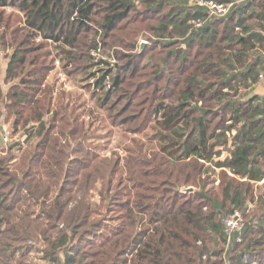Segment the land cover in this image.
<instances>
[{
  "label": "trees",
  "instance_id": "trees-1",
  "mask_svg": "<svg viewBox=\"0 0 264 264\" xmlns=\"http://www.w3.org/2000/svg\"><path fill=\"white\" fill-rule=\"evenodd\" d=\"M143 1L148 10L163 11L164 0ZM247 1L243 6L234 5L224 18L227 21L238 17L236 24L243 32L233 35L234 26H225L223 38L230 45L239 41L242 49L233 50L232 57L221 55L224 50L218 49V64L222 66L218 72L227 91L238 92L240 83H245L246 79L249 86L255 84L264 72V57L259 55L252 63L241 67L250 50L257 47L264 50V0ZM7 5L17 6L26 15L29 29L71 47H76L75 34L87 29L96 16L101 15L102 26L114 32L135 9L134 0H0V7ZM200 13L195 7L187 11L172 8L168 22H162L161 26H172L176 35L186 39L188 46L197 42L200 47H213L218 27L215 23L223 18L212 19L203 27L193 29L191 22ZM247 13L256 21L252 29L245 23ZM26 44L31 43L20 42V45ZM21 49L8 64L6 80L18 79V69L24 71L28 66V73L44 76L42 69L32 68L42 61L40 56L31 54L37 49ZM63 52L68 58L72 57L71 50ZM225 69L235 71L233 76L224 77ZM101 70L98 75L89 72L94 79L93 93L103 94L98 100L101 108L116 109L112 118L115 122L131 109L132 102L118 108L125 80L111 67ZM237 70L240 72L236 73ZM238 74L242 76L236 81ZM107 81L111 82L110 86ZM212 87L206 86L201 97ZM2 95L0 87V98ZM15 95L20 97L15 100L17 107L24 109L29 105L32 118L28 119L36 120L39 127L27 128L26 141L33 142L17 157L14 155L23 142L13 140L5 151L4 131L0 125V264H29L27 259L34 245L32 238L45 242L48 246L46 260L53 264H195L202 256L207 257L205 247L195 246L202 239V208L210 201L216 207L208 181H204L200 194L183 191L184 187L201 182L203 169L199 162L211 161L215 168L226 172L228 169L237 177L247 178L240 180L246 187L228 183L225 188L231 212L242 208L246 199L253 198L254 184L264 178V99L259 100V96H252L246 102L233 101L229 93L214 89V99L223 101L222 108H231L232 124L212 132L206 116L201 115L193 122L183 111L185 103L178 109L164 111L166 131L158 132L160 151L168 159V168H163L164 164L159 162H144L143 150L139 149L129 151L140 159L136 164L128 161L125 164L117 156H98L90 126L81 125L84 123L82 115L69 102H60L52 111L47 108L52 101L45 107V99L39 98L36 87ZM182 97L192 98L191 87ZM45 115L49 117L48 122L44 121ZM139 118L129 115L123 121L132 124ZM19 123L16 119L17 127ZM235 127L232 148L221 159L220 152L214 150L227 144ZM85 141L92 148H88ZM2 153L7 156L2 158ZM215 155L219 159H215ZM183 162L187 165L180 167ZM143 167L149 170H141ZM162 176L166 177L159 182ZM116 210L119 214L111 216ZM113 221L119 224L111 226ZM209 226L222 242L221 248L213 252L210 264H226L223 257L226 233L224 226L215 223V213L209 217ZM243 235L242 242H234L228 249V264L255 261L264 264V196H259L256 209L248 216Z\"/></svg>",
  "mask_w": 264,
  "mask_h": 264
},
{
  "label": "rangeland",
  "instance_id": "rangeland-1",
  "mask_svg": "<svg viewBox=\"0 0 264 264\" xmlns=\"http://www.w3.org/2000/svg\"><path fill=\"white\" fill-rule=\"evenodd\" d=\"M259 1L257 0L256 3ZM247 2V0H239L237 4L243 6ZM134 3L135 9L131 17L121 23L114 32H109L102 26L101 15L96 16L95 22L87 29H81L75 34L76 47L67 46L63 41L55 43L44 38L38 31L29 29L25 21L26 15L17 6L0 7V87L3 93L0 98V125L1 127L6 126L9 131V138L3 145L5 151L10 148L13 140L23 142V146L18 147L21 148L20 151L16 152L17 154L14 156H20L25 149L31 147L29 143H32L33 140L29 143L26 141L27 128L33 125L34 128H38L39 123L36 120L28 119L32 118L29 105L24 109L17 107L15 100L20 97L15 94L31 90L34 87L38 90L39 98L45 99V107L52 101V104L47 107L48 109L55 111L57 105L65 101L69 102L74 110L82 115L84 123L81 125L86 128L90 126L89 133L94 138L98 156L103 158L117 156L125 164L127 161L135 164L140 161L133 153H129L132 149H139L143 150L144 162H159L164 164L163 168L167 167L168 159L160 151L161 142L158 132L166 131L165 120L162 117L164 111L178 109L182 103H185L183 111L193 119V122L201 115L210 120V132L232 124L230 121L231 108H222L223 101L214 99L213 91L215 89L220 93H229L231 100L240 102L248 101L253 92L249 89L247 79L245 83H240L238 92L233 90L224 92L218 72L222 68L218 64L219 48L224 50L221 55L225 54L229 57L233 56V50L240 51L242 49L239 41L236 45H230L228 40L223 38L227 25L234 26L233 35L243 34L242 28L236 24L238 17L227 21L224 19L225 17L222 20L217 19L219 21L215 23L218 27L213 47H200L197 42L188 46L186 39L176 35L172 26L163 28L161 23L168 22V14L172 8L182 11L196 8V0H164L162 12L148 10L143 0H134ZM249 15L250 13H247L245 23L252 29L256 21ZM25 41L31 44L20 45V42ZM24 47L32 48V50L37 49L31 54L40 56L42 61L32 68L42 69L44 76L35 77V74L28 73V66L24 71L18 69V79L6 80L9 62L14 54L17 51L21 52L19 49ZM64 50H71L72 57L68 58L63 52ZM248 54L249 56L241 67H244L246 63H252L256 57H264V50L257 47L250 50ZM101 61L108 64L100 63ZM231 61L234 65L237 64L234 59ZM20 65L23 66V64ZM105 67H111L114 72L118 70L125 80L123 95L119 96V98L123 96V99H120L118 108L132 102L131 109L118 117L115 122L112 121V118L116 109L100 107L98 100L103 94L99 91L93 93L94 79L89 75V72L101 74V68ZM240 76L242 74L237 75L236 81L240 79ZM107 83V86H110L111 82L107 81ZM256 83L257 85L261 84L264 89V76L259 77ZM206 86H213V89L205 97H201V92L205 90ZM189 87H191L192 98L187 100L182 97V93ZM109 105H112V101ZM129 115L140 118L136 123L125 124L123 120ZM16 119L20 121L18 127ZM48 120L49 117L45 115L44 121L48 122ZM193 125L194 123L191 124V128ZM236 129V127L232 129L227 144L215 148L214 152H220L221 159L230 152ZM85 145L92 148L86 141ZM5 156L7 155L2 153L1 157ZM186 165L184 162L179 164L180 167ZM199 165L203 169V174L201 182L190 187L194 188L192 193H202L204 181L205 183L210 182L208 188L212 189L210 196L216 203V207L210 201L202 208L200 217L203 228L200 232L202 239L195 243V246L201 249L205 247L207 249L205 256L207 257L202 256V259H197L195 264H210V261L213 260V252L221 248L222 242L219 234L211 232L209 217L215 213V223L224 226V221L232 213L231 201L225 198L227 184L231 183L235 187L241 186L242 188L246 186L240 182V180L243 181V178L237 177L233 173L231 175L228 169L226 172L221 168H215L214 165L207 164L206 161H200ZM141 170H144V167ZM146 170L149 168L144 171ZM124 173L125 171L123 176ZM165 177L162 176L159 182ZM253 189H256L259 196H264V182L254 184ZM257 205L245 217V222ZM118 214L116 210L110 215ZM115 224L119 223L116 221L110 223L111 226ZM31 240L34 245L30 250L31 257L27 259L29 264L49 263L45 257L48 249L45 242L39 238Z\"/></svg>",
  "mask_w": 264,
  "mask_h": 264
},
{
  "label": "built area",
  "instance_id": "built-area-1",
  "mask_svg": "<svg viewBox=\"0 0 264 264\" xmlns=\"http://www.w3.org/2000/svg\"><path fill=\"white\" fill-rule=\"evenodd\" d=\"M196 9L200 11V16L192 20V25L195 29L203 27L208 21L212 19H219L227 17L234 5H236L239 0H196ZM239 29V28H238ZM264 74H261L260 77H263ZM3 142L7 141L9 138V131L6 126H2ZM215 159H219L217 155L214 156ZM207 164L213 165L211 161L207 162ZM228 172L232 175V173L228 170ZM243 180H247V178H243ZM264 182V178L259 181L258 184ZM259 202V195L254 190L253 198H248L244 202L242 208L235 209L224 221V228L226 233V248L223 251V257L225 259V263L228 264L227 261V251L231 247L234 242H242L244 240L243 228L246 224L245 217L250 214L251 210L257 205ZM53 264V263H47ZM252 264H259V262L255 261Z\"/></svg>",
  "mask_w": 264,
  "mask_h": 264
},
{
  "label": "crops",
  "instance_id": "crops-1",
  "mask_svg": "<svg viewBox=\"0 0 264 264\" xmlns=\"http://www.w3.org/2000/svg\"><path fill=\"white\" fill-rule=\"evenodd\" d=\"M223 72H224L223 73L224 74V77L226 76V77H229L230 78V77L233 76V74H234L233 72H235V71H232V70L229 71L228 69H225ZM237 72H240V70H237L236 73ZM223 89H224V92L227 91V88L226 87H224ZM249 89H251L253 91L250 94V97H252V96H259L260 97L259 100H261V101L264 99V89H263V87H261V84H258L257 85V83H255V84L250 83ZM258 183L259 182H256L255 184H258Z\"/></svg>",
  "mask_w": 264,
  "mask_h": 264
},
{
  "label": "water",
  "instance_id": "water-1",
  "mask_svg": "<svg viewBox=\"0 0 264 264\" xmlns=\"http://www.w3.org/2000/svg\"><path fill=\"white\" fill-rule=\"evenodd\" d=\"M183 191L184 192H188V191L192 192V191H194V188H184Z\"/></svg>",
  "mask_w": 264,
  "mask_h": 264
}]
</instances>
